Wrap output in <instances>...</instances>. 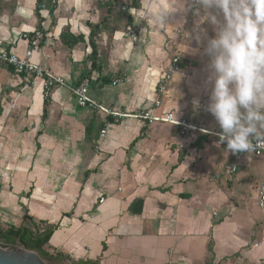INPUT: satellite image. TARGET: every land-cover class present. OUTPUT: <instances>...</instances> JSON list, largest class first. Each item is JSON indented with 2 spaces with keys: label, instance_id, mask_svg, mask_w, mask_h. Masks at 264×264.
<instances>
[{
  "label": "crops",
  "instance_id": "obj_1",
  "mask_svg": "<svg viewBox=\"0 0 264 264\" xmlns=\"http://www.w3.org/2000/svg\"><path fill=\"white\" fill-rule=\"evenodd\" d=\"M104 1L57 0L51 12L38 0H0V51L24 56V34L41 29L45 38L32 60L69 85L89 81L103 105L134 115L173 113L221 131L206 111V56L185 54L167 90H159L177 29L186 24L183 0H142L140 7L121 0L111 13ZM161 5L172 12L158 24ZM104 18L94 54L91 24ZM66 30L83 40L68 45ZM31 78L0 65L1 226L53 227L50 250L72 261L264 264V210L256 196L264 156L247 153L228 177L230 155L213 135L139 117L117 120L80 106L69 86L46 96L43 80Z\"/></svg>",
  "mask_w": 264,
  "mask_h": 264
},
{
  "label": "clouds",
  "instance_id": "obj_2",
  "mask_svg": "<svg viewBox=\"0 0 264 264\" xmlns=\"http://www.w3.org/2000/svg\"><path fill=\"white\" fill-rule=\"evenodd\" d=\"M182 8L198 17L182 53L208 58L206 111L221 129L216 146L232 154L264 149V0H183ZM171 12L161 5L156 22L167 23Z\"/></svg>",
  "mask_w": 264,
  "mask_h": 264
},
{
  "label": "built area",
  "instance_id": "obj_3",
  "mask_svg": "<svg viewBox=\"0 0 264 264\" xmlns=\"http://www.w3.org/2000/svg\"><path fill=\"white\" fill-rule=\"evenodd\" d=\"M57 0H53V4H56ZM42 7H45L43 5ZM196 16H194L191 12H188V16L186 18L185 26H180L177 29L178 33V42L177 47L173 53L171 58V65L167 68L161 78L159 84V90L164 92L167 90V87L170 81L173 78V74L176 70L180 68V63L184 57L183 46L181 44H186L188 42V38H186L185 33H189L190 35V25L196 20ZM24 37L29 42V49L26 51L24 56H19L17 54L11 53L8 50H1L0 51V65L8 66L12 68L17 74H26L31 76L32 80L37 78H41L44 82V89L45 95L49 96L52 88L57 85H64L69 86L72 93L74 94L78 104L80 106H89L94 109L103 111L107 115L114 116L117 120L122 117H139L148 122H155V121H162V122H169L178 126L181 129V132L184 134H189L190 132H203L207 134H211L214 136L215 141H218V136L214 135L213 133L219 132L218 130H210L201 126H198L191 122L189 119L184 117H177L175 120V115L173 113L161 114L156 115L151 111L143 112L141 114H130L126 112H119L114 111L111 108L103 105L101 102H98L93 96H91L89 88L90 82L84 81L80 85H69L65 78L61 75H58L52 72L49 68H46L42 64H39L32 60L33 50L41 45L43 42L45 35L44 31L41 29H37L34 31L33 35H29L28 33L24 34ZM3 43V40H0V44ZM31 79L25 83V87H29L31 84ZM117 83V82H115ZM157 105H160V101L158 100ZM102 135L105 134V130L102 131ZM225 150L226 145H220ZM227 152V151H226ZM256 156H264V149H257L255 151L249 152ZM230 155V159L223 164V170L226 176L232 177L239 169V165L243 157L247 153H238ZM256 196H257V203L260 208L264 210V179L258 184L256 188ZM71 262L70 259L67 260Z\"/></svg>",
  "mask_w": 264,
  "mask_h": 264
},
{
  "label": "trees",
  "instance_id": "obj_4",
  "mask_svg": "<svg viewBox=\"0 0 264 264\" xmlns=\"http://www.w3.org/2000/svg\"><path fill=\"white\" fill-rule=\"evenodd\" d=\"M48 1V2H47ZM121 0H105L101 2L102 5L107 6L108 13L116 9ZM142 0H129L128 4L132 7H140ZM43 5L48 6L51 12L55 10L56 4L53 0H38V8ZM107 18L101 22L91 24V38L90 43L93 46V52H96V44L94 37L97 35L105 25ZM62 39L68 45H74L78 41L83 40L81 36H72L66 31L62 33ZM95 62H93L94 65ZM31 221V219H30ZM54 231L53 227H48L45 224L39 225L32 221L24 226H6L0 224V243L4 246H26L30 250L36 251L43 261L47 264H101L98 260H78L68 262L67 257L60 252H55L49 248V240Z\"/></svg>",
  "mask_w": 264,
  "mask_h": 264
},
{
  "label": "water",
  "instance_id": "obj_5",
  "mask_svg": "<svg viewBox=\"0 0 264 264\" xmlns=\"http://www.w3.org/2000/svg\"><path fill=\"white\" fill-rule=\"evenodd\" d=\"M0 264H47L39 254L28 249L26 246H9L0 245Z\"/></svg>",
  "mask_w": 264,
  "mask_h": 264
},
{
  "label": "rangeland",
  "instance_id": "obj_6",
  "mask_svg": "<svg viewBox=\"0 0 264 264\" xmlns=\"http://www.w3.org/2000/svg\"><path fill=\"white\" fill-rule=\"evenodd\" d=\"M262 157H263V156H262ZM0 245H1L2 247H5V248H6V247H8V248H9V246H4V245H3V244H1V243H0Z\"/></svg>",
  "mask_w": 264,
  "mask_h": 264
}]
</instances>
